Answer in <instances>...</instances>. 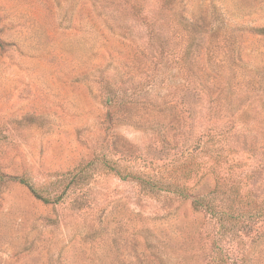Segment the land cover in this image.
<instances>
[{"label": "rangeland", "instance_id": "1", "mask_svg": "<svg viewBox=\"0 0 264 264\" xmlns=\"http://www.w3.org/2000/svg\"><path fill=\"white\" fill-rule=\"evenodd\" d=\"M241 130L263 143L264 0H0V264H221L191 196L248 171ZM95 156L57 204L10 181ZM243 239L224 264H264Z\"/></svg>", "mask_w": 264, "mask_h": 264}, {"label": "trees", "instance_id": "2", "mask_svg": "<svg viewBox=\"0 0 264 264\" xmlns=\"http://www.w3.org/2000/svg\"><path fill=\"white\" fill-rule=\"evenodd\" d=\"M259 139L242 130L238 132L237 140L242 146H248L246 149L241 148L246 150L242 163L248 166V171L239 172L238 178L233 181L215 169L216 166H212L210 172L215 175L213 189L205 195L191 196L187 193L183 198L191 196L192 209L203 212L208 219L210 226L206 229V235L202 233V238L213 237L212 244L218 253L216 263H225V246L241 244L245 235L251 243L264 235V187L260 186L264 175V138L260 146L257 145ZM237 140L234 141L238 143ZM99 161L95 156L86 163H79L71 171L54 173L55 180L45 187L37 188L25 176H13L10 181L24 184L36 198L45 203L57 204L71 190L80 188L93 176L92 172L98 169ZM151 180L140 182L142 186L158 185ZM2 181L0 176V184Z\"/></svg>", "mask_w": 264, "mask_h": 264}]
</instances>
